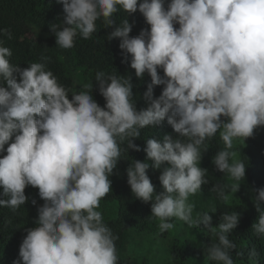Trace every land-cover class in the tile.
Instances as JSON below:
<instances>
[{"label":"clouds","instance_id":"9594fccd","mask_svg":"<svg viewBox=\"0 0 264 264\" xmlns=\"http://www.w3.org/2000/svg\"><path fill=\"white\" fill-rule=\"evenodd\" d=\"M58 2L64 18L51 25L56 46L71 49L77 36L90 39L102 20L104 28H113L107 39H120L122 62L129 63L130 56L136 77L150 75L143 93L147 107L137 110L131 75L115 72L95 74L104 106L94 98L93 86L69 98V90L47 69L49 57L21 69L0 42V153L6 152L0 157V207L16 212L29 200L27 186L38 188L44 201L15 264H118L119 237L97 209L112 190L110 177L122 151H141L135 138L165 119L177 135L146 139V159L132 160L126 170L131 191L151 202L160 233L172 229L174 219L191 228L202 224L215 237L204 249L207 258L234 264L231 252L237 245L229 234L240 214L223 212L213 226L209 212L193 216L189 197L209 183L208 169L200 166L201 148L218 132L224 148L213 163L233 183L214 184L210 191L226 201L225 189L236 193L245 177V162L231 150L235 139L246 140L264 126V0H169L167 7L165 0ZM120 10L127 17L118 23L114 14ZM137 10L150 29L131 36L128 16ZM0 31L11 38L8 29ZM149 161L161 170L164 190L158 194L147 173ZM253 191L259 216L251 229L264 238V187ZM259 255L256 247L247 253L251 264H258Z\"/></svg>","mask_w":264,"mask_h":264},{"label":"trees","instance_id":"16d2710c","mask_svg":"<svg viewBox=\"0 0 264 264\" xmlns=\"http://www.w3.org/2000/svg\"><path fill=\"white\" fill-rule=\"evenodd\" d=\"M168 2L169 0H165V7ZM114 17L119 23L127 17V13L120 10L114 14ZM63 18V5L58 0H0V29H8L12 34L9 38L0 31V42L2 46L12 51L10 62L23 69L29 67L31 62H40L42 56L49 57L47 69L51 70L58 82L69 90V98L72 92L90 91L93 86L92 94L101 106H104L105 99L99 92V85L94 81L96 72L131 75L137 110L146 108L143 93L147 90L151 77L147 73L143 80L136 77L135 70L130 67V56L129 63L122 62L124 57L119 48L120 39L115 38L111 41L107 39L113 28H104L102 20H98L97 30L90 39L85 40L77 36L74 47L62 49L56 46V37L51 32V25L59 23ZM128 19L133 25L131 36L139 35L144 28L150 29V25L146 23L139 10L128 16ZM175 26L179 27L178 24ZM158 71L163 75L162 69ZM16 75L19 78V74ZM162 89L163 85L156 86L154 95L158 97ZM165 134H171L173 137L177 135L167 119L155 128L148 126L141 130V136L134 140L137 145H140L141 151L134 149L129 152L122 151V158L110 177L112 190L101 199L100 207L97 209L102 213L104 222L119 237L115 241L118 264H149L145 258L137 259L126 256L127 245L143 233L148 232L162 237L168 234V230L160 233L159 221L151 216V202L145 203L134 197L127 182L126 172L132 160L146 159L143 148L147 138L162 139ZM234 141L239 142L240 146L233 147L231 151H235L236 158L243 160L247 166L245 177L239 182L241 184L239 191L233 193L230 187L226 188L228 195L226 201L219 199L215 192L210 191L214 184L230 186L233 183L229 176L217 170L213 163L215 154L224 148L218 132L215 137L206 140L201 148L200 166L208 169L206 178L209 183L202 185V190L190 196L189 202L195 205L193 216L209 212L213 217V226H218L223 212L240 214L239 224L229 234V239L237 245V249L231 252L234 264H251L247 253L252 247H256L260 254L258 264H264V238L255 236L251 229L259 216L252 200V197L258 193H254L253 190L264 187V126L255 129L254 135L246 140L237 138ZM121 147L125 148L126 144ZM204 147L208 149L203 153ZM3 155H6V152L0 153V157ZM149 163L147 173L155 185V193L158 194L164 190L159 181L161 170L153 169L152 162L149 161ZM0 192H2V187H0ZM25 194L29 200L16 212L7 207H0V264H15L22 240L27 235V229L36 226L37 209L44 201L39 197L38 188L27 186ZM234 197L238 199V202L229 201ZM32 199L37 201L35 205L32 204ZM214 209L216 211L211 212ZM197 229L206 232L202 243L198 246H191L178 239L172 241L170 253L173 264H192L195 261L199 264H217L209 260L204 251L207 246L215 242V237L209 230L204 229L202 224ZM237 252L244 254L237 255Z\"/></svg>","mask_w":264,"mask_h":264},{"label":"rangeland","instance_id":"374dc122","mask_svg":"<svg viewBox=\"0 0 264 264\" xmlns=\"http://www.w3.org/2000/svg\"><path fill=\"white\" fill-rule=\"evenodd\" d=\"M240 146L239 142L234 141V147ZM232 203L238 202V199L230 198ZM174 227L168 230L166 237L154 235L152 233H143L131 240L127 245L125 255L130 258L147 259L149 264H173L170 247L174 239L183 240L191 246H198L202 243L205 231L198 230L196 227H189L184 221L173 220ZM192 264H199L198 261Z\"/></svg>","mask_w":264,"mask_h":264}]
</instances>
